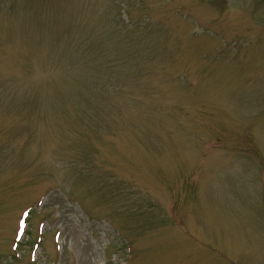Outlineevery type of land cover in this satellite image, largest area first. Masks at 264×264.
<instances>
[{
	"label": "rangeland",
	"instance_id": "rangeland-1",
	"mask_svg": "<svg viewBox=\"0 0 264 264\" xmlns=\"http://www.w3.org/2000/svg\"><path fill=\"white\" fill-rule=\"evenodd\" d=\"M0 264H264V0H0Z\"/></svg>",
	"mask_w": 264,
	"mask_h": 264
}]
</instances>
